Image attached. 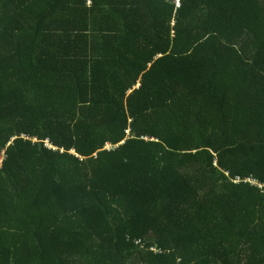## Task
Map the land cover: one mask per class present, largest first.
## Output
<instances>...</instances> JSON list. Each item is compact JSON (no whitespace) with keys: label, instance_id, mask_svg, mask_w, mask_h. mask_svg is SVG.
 Instances as JSON below:
<instances>
[{"label":"trees","instance_id":"obj_1","mask_svg":"<svg viewBox=\"0 0 264 264\" xmlns=\"http://www.w3.org/2000/svg\"><path fill=\"white\" fill-rule=\"evenodd\" d=\"M1 157L0 264H264V0H0Z\"/></svg>","mask_w":264,"mask_h":264},{"label":"clouds","instance_id":"obj_2","mask_svg":"<svg viewBox=\"0 0 264 264\" xmlns=\"http://www.w3.org/2000/svg\"><path fill=\"white\" fill-rule=\"evenodd\" d=\"M48 145V144H47ZM237 179H239L240 181L239 182H241L242 181V179L240 178V177H237L235 180H234V182H236L237 181ZM248 179H251V177L250 178H246L245 179V182H248L247 180ZM252 180H254V179H252ZM239 182H236V183H239ZM258 183H259V181H257Z\"/></svg>","mask_w":264,"mask_h":264},{"label":"built area","instance_id":"obj_3","mask_svg":"<svg viewBox=\"0 0 264 264\" xmlns=\"http://www.w3.org/2000/svg\"><path fill=\"white\" fill-rule=\"evenodd\" d=\"M240 180L237 179L236 182H239ZM247 181L251 182L253 185H256L258 182L256 180L248 179Z\"/></svg>","mask_w":264,"mask_h":264},{"label":"bare ground","instance_id":"obj_4","mask_svg":"<svg viewBox=\"0 0 264 264\" xmlns=\"http://www.w3.org/2000/svg\"><path fill=\"white\" fill-rule=\"evenodd\" d=\"M2 162H3V157L0 158V167H1Z\"/></svg>","mask_w":264,"mask_h":264},{"label":"rangeland","instance_id":"obj_5","mask_svg":"<svg viewBox=\"0 0 264 264\" xmlns=\"http://www.w3.org/2000/svg\"><path fill=\"white\" fill-rule=\"evenodd\" d=\"M47 145V144H46Z\"/></svg>","mask_w":264,"mask_h":264}]
</instances>
